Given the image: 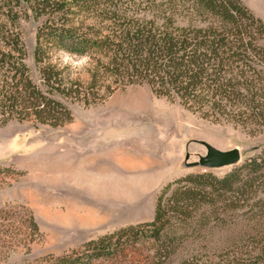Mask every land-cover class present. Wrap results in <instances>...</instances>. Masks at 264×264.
<instances>
[{
    "label": "trees",
    "instance_id": "16d2710c",
    "mask_svg": "<svg viewBox=\"0 0 264 264\" xmlns=\"http://www.w3.org/2000/svg\"><path fill=\"white\" fill-rule=\"evenodd\" d=\"M27 18L37 21L33 60L41 75L53 69L43 61L55 53L91 58L86 83L52 84V95L89 106L118 86L146 85L211 123L264 129V22L241 0H0V125L25 118L20 102L35 87L20 32ZM25 221L37 234L32 217ZM142 243L152 246L153 264H173L172 257L264 264V149L221 177L172 180L156 196L151 220L38 264H92Z\"/></svg>",
    "mask_w": 264,
    "mask_h": 264
},
{
    "label": "rangeland",
    "instance_id": "374dc122",
    "mask_svg": "<svg viewBox=\"0 0 264 264\" xmlns=\"http://www.w3.org/2000/svg\"><path fill=\"white\" fill-rule=\"evenodd\" d=\"M241 1L264 22V0ZM36 26L33 18L20 22L35 85L20 102L25 118L0 125V264H38L151 220L167 183L187 173L221 177L235 166H193L206 153L203 143L219 151L238 149V164L264 149V129L250 133L211 123L155 97L146 85L118 86L89 106L50 94L52 84L86 83L91 58L55 53L43 61L53 69L41 75L33 60ZM47 75H54L48 85ZM29 215L37 234L27 227ZM153 253L149 243L136 244L92 264H153ZM182 258L172 257L173 264ZM197 258L222 264L219 257Z\"/></svg>",
    "mask_w": 264,
    "mask_h": 264
},
{
    "label": "water",
    "instance_id": "95a60500",
    "mask_svg": "<svg viewBox=\"0 0 264 264\" xmlns=\"http://www.w3.org/2000/svg\"><path fill=\"white\" fill-rule=\"evenodd\" d=\"M203 146L205 147L206 153L204 156H200L197 162L192 163L193 166L217 169L231 167L240 162V152L238 149L219 151L206 143H203Z\"/></svg>",
    "mask_w": 264,
    "mask_h": 264
}]
</instances>
